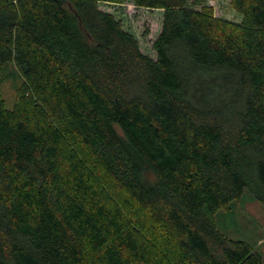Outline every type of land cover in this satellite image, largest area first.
Masks as SVG:
<instances>
[{
    "label": "trees",
    "instance_id": "16d2710c",
    "mask_svg": "<svg viewBox=\"0 0 264 264\" xmlns=\"http://www.w3.org/2000/svg\"><path fill=\"white\" fill-rule=\"evenodd\" d=\"M104 1L0 0V264H263L215 215L264 205V0H133L156 59Z\"/></svg>",
    "mask_w": 264,
    "mask_h": 264
},
{
    "label": "rangeland",
    "instance_id": "374dc122",
    "mask_svg": "<svg viewBox=\"0 0 264 264\" xmlns=\"http://www.w3.org/2000/svg\"><path fill=\"white\" fill-rule=\"evenodd\" d=\"M195 0H188V5L200 10L203 5L209 6L216 18L240 24L242 16L237 13L231 0H201V5H194ZM99 8L114 15L123 24V28L131 33L139 42L144 54L156 59L153 42L161 32L164 10L155 8H138L133 0L123 3L104 1ZM3 80L1 93L8 110H12L17 97V90L23 82V77L13 64H9L0 73ZM108 196L110 203L122 204L121 191ZM218 228L232 239H240L251 243L261 254L264 264V205L257 202L250 194L244 193L233 201L228 208L215 215Z\"/></svg>",
    "mask_w": 264,
    "mask_h": 264
}]
</instances>
